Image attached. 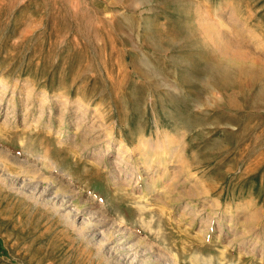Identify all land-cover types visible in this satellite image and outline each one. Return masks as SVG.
I'll use <instances>...</instances> for the list:
<instances>
[{"label":"rangeland","instance_id":"1","mask_svg":"<svg viewBox=\"0 0 264 264\" xmlns=\"http://www.w3.org/2000/svg\"><path fill=\"white\" fill-rule=\"evenodd\" d=\"M0 169V264H264V0H0Z\"/></svg>","mask_w":264,"mask_h":264},{"label":"bare ground","instance_id":"2","mask_svg":"<svg viewBox=\"0 0 264 264\" xmlns=\"http://www.w3.org/2000/svg\"><path fill=\"white\" fill-rule=\"evenodd\" d=\"M226 44V43H225ZM228 48V47H227ZM232 52V51H231ZM234 53H235V51H233ZM244 55V54H243ZM234 58V57H233ZM6 81V80H5ZM31 94V93H30ZM31 98V97H30ZM32 100V99H31ZM44 101V100H43ZM165 150V149H164ZM158 152V151H157ZM151 153V152H150ZM151 155V154H150ZM153 155V154H152ZM166 155V154H165ZM172 156V155H171ZM148 157V156H147ZM165 157V156H164ZM167 157V156H166ZM158 158V157H157ZM157 158H155V159H157ZM150 160V159H149ZM158 160V159H157ZM148 161V160H147ZM151 161H153V160H151ZM171 162V161H170ZM156 163V162H155ZM20 164V163H19ZM161 164V166L162 167H165V162L162 160V162L160 163ZM150 165V164H149ZM164 165V166H163ZM167 165V164H166ZM160 166V165H159ZM33 168V167H32ZM1 170V169H0ZM37 170V169H36ZM149 170V169H148ZM38 173H40V172H38ZM37 172H36V174H38ZM166 173V172H165ZM39 175V174H38ZM1 176V175H0ZM41 176V175H40ZM42 177V176H41ZM15 178H17V177H15ZM23 179H25V178H23ZM40 179H44V178H40ZM40 179H37V180H40ZM51 179V178H50ZM28 180H30V179H28ZM36 180V181H37ZM47 180V179H46ZM31 181H33V180H31ZM25 182V181H24ZM28 182V181H27ZM30 182V181H29ZM41 182V181H40ZM39 182V183H40ZM45 182V181H44ZM44 182H43V185H44ZM48 182V181H47ZM51 182V181H50ZM32 183V182H31ZM36 183V182H35ZM52 183V182H51ZM55 183V182H54ZM13 184V183H12ZM11 184V185H12ZM17 184H19V183H17ZM24 184V183H23ZM21 185V184H20ZM30 185H33V183L32 184H30V183H28V184H24V187H25V189L24 190H26L25 192H27V190H31V192H32V197L35 199V198H38V200H43V201H45V204L46 205H51L52 204V206L53 207H57V210H58V212L59 213H61L62 214V218L64 219V220H66L67 221V223H68V225H70V227L72 228L73 227V229H75L78 233H79V236H82V237H84V238H86V239H90L91 237H101V240H97L98 242H96V246H97V248H98V251H99V253L100 254H102V253H105V249H107L108 247H109V245L112 243V242H114V240H118V239H115V237H111V236H108V234L106 235V230H105V232L104 231H102V232H99V230L104 226V224H108V223H105L106 221H103V220H100V219H98V217H100L99 215H101V214H99V213H95V212H93L92 210H80V209H77L76 208V206H75V208H73L72 207V205H71V201L70 200H68L69 198H63L61 201H56V202H53V200L52 199H50V196H51V193H52V189L50 188V186H47V187H43V189L40 187V186H38V185H35V186H33V187H31ZM42 185V184H41ZM50 185V184H49ZM15 186V185H14ZM17 186V185H16ZM53 187V186H52ZM22 188V187H21ZM15 189H17V188H15ZM20 189V188H19ZM24 190H23V192H24ZM28 193H30V192H28ZM24 194V193H23ZM31 194V193H30ZM28 196V195H27ZM67 196V195H66ZM54 197V196H53ZM73 197V196H72ZM30 198V197H29ZM33 199V200H34ZM74 199V198H73ZM56 200H57V198H56ZM72 201H74V200H72ZM40 201H38L37 203H39ZM41 204V203H40ZM43 205H44V203H43ZM45 206V205H44ZM90 209V208H89ZM64 211V212H63ZM99 214V215H98ZM85 215H87V216H89L88 218H84V220L81 222H79V219L83 216H85ZM212 219V218H211ZM66 223V222H65ZM66 223V224H67ZM223 228V227H222ZM120 229V228H119ZM74 230V231H75ZM123 230V229H122ZM98 234H97V233ZM111 235V234H110ZM123 235V234H122ZM113 236V235H112ZM125 236V235H124ZM123 236V237H124ZM127 241H130V240H127ZM94 242V241H93ZM119 243V242H118ZM140 243V242H139ZM127 244H129V243H127ZM146 244V243H145ZM136 245V244H135ZM95 246V247H96ZM116 246V245H115ZM138 246V245H137ZM141 246V245H140ZM145 246V248L146 249H143V251L145 250V252H144V255H146V253H151V256H153L154 257V255H155V262L158 264V262H159V264H173L172 263V261H171V258H169L167 255H165L164 253H162V252H160L159 250H156V248H155V246H152L151 244H146V245H144ZM114 247V246H113ZM129 247V246H128ZM118 248V247H117ZM140 248V247H139ZM112 249V248H111ZM138 250H141L142 251V249H138ZM111 250L109 249V252H110ZM116 251V250H115ZM122 251V250H121ZM126 251V250H125ZM122 252H124V251H122ZM134 252H136V251H134ZM115 253V252H114ZM120 253V252H119ZM138 253V252H137ZM142 253V252H141ZM116 254V253H115ZM132 254V253H131ZM134 255H135V253H133ZM139 254V253H138ZM143 254V253H142ZM154 254V255H153ZM99 255V254H98ZM107 255V254H106ZM120 255V254H119ZM124 256V255H123ZM141 256V255H140ZM109 256L107 255V257L106 258H108ZM125 257V256H124ZM135 257H137V256H135ZM111 258V257H110ZM128 258V257H127ZM138 259V258H137ZM149 259H150V257H149ZM110 260H112L113 262V264H123L121 261H119V259H118V255H114L113 257H112V259H110ZM151 260V259H150ZM153 260H154V258H153ZM111 262V261H110ZM130 262V261H129ZM133 262V261H132ZM111 263V264H112ZM125 263V262H124ZM126 264V263H125Z\"/></svg>","mask_w":264,"mask_h":264}]
</instances>
